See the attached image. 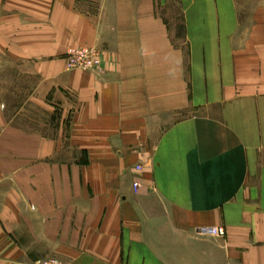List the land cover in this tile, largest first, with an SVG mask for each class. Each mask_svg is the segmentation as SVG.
<instances>
[{"label": "crops", "instance_id": "obj_1", "mask_svg": "<svg viewBox=\"0 0 264 264\" xmlns=\"http://www.w3.org/2000/svg\"><path fill=\"white\" fill-rule=\"evenodd\" d=\"M44 259L264 264V0H0V264Z\"/></svg>", "mask_w": 264, "mask_h": 264}, {"label": "rangeland", "instance_id": "obj_2", "mask_svg": "<svg viewBox=\"0 0 264 264\" xmlns=\"http://www.w3.org/2000/svg\"><path fill=\"white\" fill-rule=\"evenodd\" d=\"M159 11L166 22L171 41L174 42V44L176 45L180 44L182 46L183 60L187 63L188 55H187L185 46L183 45L184 35H185L184 22H183L182 11L180 9L179 4L176 2L175 3L174 2L163 3L161 4V6H159ZM83 55H84L83 58L87 60V64L91 65L90 67L92 70L96 69L99 66L100 59L97 62L93 63L90 60V58L86 56L87 55L86 53ZM67 56H68V52L66 54V61H67ZM69 69H77V68H69ZM84 70H90V69L88 68ZM10 87L11 85L6 88V95L3 101V110H5L6 113L8 112L10 113L12 112V110L14 111L15 109H20L22 107L24 108L27 102L26 97L24 98L23 96H25L24 92L27 91L28 84H22L21 91H20L21 96L16 93L12 94L11 92H8L10 91ZM43 261H47V260L44 259Z\"/></svg>", "mask_w": 264, "mask_h": 264}, {"label": "built area", "instance_id": "obj_3", "mask_svg": "<svg viewBox=\"0 0 264 264\" xmlns=\"http://www.w3.org/2000/svg\"><path fill=\"white\" fill-rule=\"evenodd\" d=\"M85 53L87 54L86 56H88L89 53L94 55L93 60H91V57L88 56L93 63L99 60V53L92 48H74L71 49L70 52H68V56H67L68 68H77L83 70L88 69L89 66L91 65H88L87 60L83 58L84 57L83 54ZM138 186L139 184L137 182H134L133 190L136 191ZM201 231H203L205 234H210L214 236H222L225 233L224 228L220 226L205 227L202 228ZM40 264H63V263L55 260H47V261H41Z\"/></svg>", "mask_w": 264, "mask_h": 264}, {"label": "bare ground", "instance_id": "obj_4", "mask_svg": "<svg viewBox=\"0 0 264 264\" xmlns=\"http://www.w3.org/2000/svg\"><path fill=\"white\" fill-rule=\"evenodd\" d=\"M89 57H91V60H93L94 58V55H92L91 53H89V55H88ZM89 69H91V67L89 66Z\"/></svg>", "mask_w": 264, "mask_h": 264}]
</instances>
